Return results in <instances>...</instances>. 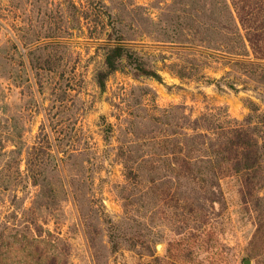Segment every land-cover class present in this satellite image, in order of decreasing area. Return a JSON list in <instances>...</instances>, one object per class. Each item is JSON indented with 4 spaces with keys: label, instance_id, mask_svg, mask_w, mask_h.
<instances>
[{
    "label": "rangeland",
    "instance_id": "rangeland-1",
    "mask_svg": "<svg viewBox=\"0 0 264 264\" xmlns=\"http://www.w3.org/2000/svg\"><path fill=\"white\" fill-rule=\"evenodd\" d=\"M73 1L78 10L71 0H0V161L7 173L21 162L17 184L0 190L5 247L56 252L59 264H264V252L250 255L264 190L247 204L231 175L212 203L208 186L180 176L160 154L169 119L204 112L244 119L250 99L264 109V82L236 62L264 59L251 46L244 57L196 34L202 20L211 28L215 12L225 27L232 0ZM108 31L163 80L136 76L126 62L103 91L96 75ZM174 61L187 66L186 77L171 69ZM45 123L57 148L44 143L34 155L47 163L39 171L50 184L39 191L26 161ZM131 155L148 159L139 177ZM33 233L42 235L35 241ZM24 262L10 256L3 264Z\"/></svg>",
    "mask_w": 264,
    "mask_h": 264
},
{
    "label": "trees",
    "instance_id": "trees-1",
    "mask_svg": "<svg viewBox=\"0 0 264 264\" xmlns=\"http://www.w3.org/2000/svg\"><path fill=\"white\" fill-rule=\"evenodd\" d=\"M71 2L74 10H78V5L73 0ZM236 9L237 15L235 14ZM226 12L227 21L224 29L219 28L220 23L223 22H219L220 15L215 12L209 23L211 28L204 30V20H202L196 34L203 40L207 39L211 44L215 42L216 47L222 46L229 52L244 57L249 55V46H251L259 55L258 57L264 59V4L260 5V2L253 0L226 1ZM81 16L86 18L89 23L98 21L95 18L91 21L88 13L81 14ZM107 28L108 25L105 22L104 32H107ZM176 36L177 33H172L168 38L175 41ZM103 44L104 68L100 69L96 75L97 82L103 91L107 90L111 74L124 70L126 62L131 64V71L136 76H149L163 80V75L158 68L148 63L133 46L130 48L124 41V37H114L113 31H108ZM259 52H263L262 55ZM52 56L51 51H46V54H43L44 60L48 64L53 61ZM236 62L243 65L249 75L264 82L263 61L237 59ZM170 66L181 77H186L189 74L187 66L178 61L172 62ZM46 68L48 67L46 66ZM49 68L51 67L49 66ZM231 86L235 87L234 84ZM248 102L250 112L244 119L222 120L216 118L212 112H204L195 118L183 113L182 117L167 121L171 125V129L165 134V139L160 141L161 156L165 158L168 165L174 166L172 168L180 176L195 180L194 183L197 186L203 188L208 186V190L214 194L210 198L212 203L221 200L218 190L220 188L221 191V179L231 175L240 177L241 192L247 204L254 198L257 202L263 199L261 193L264 190V109L253 99ZM53 132L48 124L42 125L37 141L29 150V157L26 161L30 179L39 188V191L49 187L50 184L39 171L47 163L40 156H38L39 160L34 158V155L41 153L40 150L46 144H49L51 150L57 148V145L54 144L55 135ZM4 147V144H0V151ZM13 150L16 151V148ZM149 160L153 162L152 159ZM147 161L131 155V175L133 173L136 177L142 175L148 168ZM9 166L0 161V190L15 186L19 175H21V162L16 161V164L13 165L15 168H11L14 171L11 173H9L11 170L7 173ZM258 213V228L251 240L250 255L253 257H258L264 252V207ZM40 235L42 234L33 233L30 238L37 241V236ZM37 245L38 249L41 244ZM23 251L25 253L21 255L19 250L5 247L3 241L0 240V264H3L5 257L9 258L10 256L19 257L20 260L24 259V264H59V253L54 252L48 256L44 253L40 256L35 255L34 251L25 250V248Z\"/></svg>",
    "mask_w": 264,
    "mask_h": 264
},
{
    "label": "water",
    "instance_id": "water-1",
    "mask_svg": "<svg viewBox=\"0 0 264 264\" xmlns=\"http://www.w3.org/2000/svg\"><path fill=\"white\" fill-rule=\"evenodd\" d=\"M163 246H164V244H162V243H159V245H158L159 248H162ZM252 263H253L252 259H250V258L246 259V264H252Z\"/></svg>",
    "mask_w": 264,
    "mask_h": 264
}]
</instances>
